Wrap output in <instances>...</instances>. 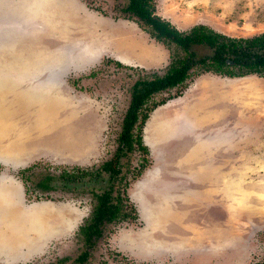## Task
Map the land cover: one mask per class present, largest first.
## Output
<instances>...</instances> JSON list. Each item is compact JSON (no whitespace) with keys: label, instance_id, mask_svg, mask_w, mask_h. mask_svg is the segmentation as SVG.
<instances>
[{"label":"rangeland","instance_id":"1","mask_svg":"<svg viewBox=\"0 0 264 264\" xmlns=\"http://www.w3.org/2000/svg\"><path fill=\"white\" fill-rule=\"evenodd\" d=\"M124 2L0 0V264L79 252L93 200L59 175L112 155L133 81L170 62L173 46L121 14ZM153 4L179 31L264 32V0ZM164 100L140 128L148 153L123 166L134 216L106 226L87 264H262L264 78L195 67L151 99ZM46 175L53 188L41 190Z\"/></svg>","mask_w":264,"mask_h":264},{"label":"trees","instance_id":"2","mask_svg":"<svg viewBox=\"0 0 264 264\" xmlns=\"http://www.w3.org/2000/svg\"><path fill=\"white\" fill-rule=\"evenodd\" d=\"M117 9L125 17L134 18L152 38L168 49L173 46L175 50L170 49V62L163 74L154 73L133 81L112 155L98 167L64 169L60 173V179L67 185L79 181H104V184L98 191L96 188L91 191V210L77 228L76 238L81 242L79 252L73 258L58 259L57 264H87L106 226L134 216L125 209L127 197L122 183L125 177L123 166L129 163L130 155L136 149L142 154L148 153L147 147L142 144L140 128L149 112L165 102L151 101L153 95L180 85L195 67L229 77L254 73L264 78V32L251 37H232L203 24L194 25L188 31H179L168 21L154 15L153 0H125ZM196 46H205L210 53L198 56L194 50ZM124 158L126 161H123ZM50 180L46 175L37 186L51 189ZM121 186L124 188L121 189Z\"/></svg>","mask_w":264,"mask_h":264},{"label":"flooded vegetation","instance_id":"3","mask_svg":"<svg viewBox=\"0 0 264 264\" xmlns=\"http://www.w3.org/2000/svg\"><path fill=\"white\" fill-rule=\"evenodd\" d=\"M61 180V179H60ZM62 181V187L63 188H65V189H71L72 187H74V189H76V190H79V189H81V187L82 186H87V188H82L83 190H89L90 191V196H91V191H94V188H96V190L98 191V189H99V187H101L103 184H104V181L102 182V181H97V182H95V181H91V182H84V181H79V182H77L76 184H74V182H71L72 183V185H70V184H66L63 180H61ZM66 184V185H65ZM83 184V185H82ZM101 184V185H100ZM50 185H51V183H50ZM100 185V186H99ZM90 187H93V188H90ZM51 188H53L52 187V185H51ZM41 190H44V189H42V188H40ZM73 189V188H72ZM93 189V190H92ZM121 189H123V187L121 186ZM91 199H92V196H91ZM93 200V199H92ZM92 207V206H91ZM88 216V215H87ZM96 247V246H95ZM95 249V248H94Z\"/></svg>","mask_w":264,"mask_h":264}]
</instances>
